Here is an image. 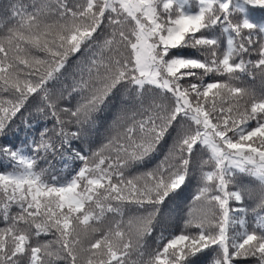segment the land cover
Listing matches in <instances>:
<instances>
[{"label": "snow or ice", "instance_id": "snow-or-ice-1", "mask_svg": "<svg viewBox=\"0 0 264 264\" xmlns=\"http://www.w3.org/2000/svg\"><path fill=\"white\" fill-rule=\"evenodd\" d=\"M6 11L0 264H264V88L240 86L264 84V0ZM57 154L81 162L70 178L54 174ZM193 183L186 213L162 220Z\"/></svg>", "mask_w": 264, "mask_h": 264}, {"label": "trees", "instance_id": "trees-1", "mask_svg": "<svg viewBox=\"0 0 264 264\" xmlns=\"http://www.w3.org/2000/svg\"><path fill=\"white\" fill-rule=\"evenodd\" d=\"M10 0H0V34H3L4 31H6L7 27H12L15 23V20H10L9 16L10 13L6 11V6L9 4ZM25 3H31V0H24ZM192 3V0H189V4ZM243 80V84H241L240 86L242 87H246L249 89H252L254 91H256L257 93H259L261 91L262 88H264V84L261 83V79L259 76H257L255 79H252L248 76H243L242 77ZM61 87L60 84L55 85V90H59ZM37 102H33V105L29 108V112H34L35 111V106H36ZM29 112H25V116H28ZM19 123V121H18ZM43 126V125H42ZM49 127H51V125H47ZM24 133L23 131L20 133V137H23ZM16 143H19V140L15 141ZM102 137L94 144L91 145L92 150H96L97 147H99V144L102 143ZM0 143H5V141L0 140ZM85 148L88 147V145H84ZM49 160L51 162V164L53 165V172L54 174H57L59 176H63V177H68L69 173L74 174L73 170L76 169L78 170V166H81V162L80 161H73L71 155L69 154H65V158L61 159L60 155L57 154V156L55 158L53 157H49ZM39 167L41 168H46L48 167L47 164L45 163H40ZM10 170V169H8ZM39 170V169H37ZM0 171H5V169H0ZM249 179L248 178L245 180V183H248ZM258 183V182H257ZM252 187H255L256 184L253 183L251 185ZM195 183H193L189 188L185 189L179 197H177L175 200L173 201H169L166 205H162L161 206V213L159 214L161 219L164 221H177V217L178 214L179 215H183L184 213H186L187 211V207L188 204L191 200V197L195 191ZM249 208L251 207H255L256 202L255 201H248L247 202ZM181 210H183V212H181ZM131 215V213L129 214ZM128 217L126 216L125 219H127ZM249 222L252 223L253 222V218L251 215H249L248 217ZM179 225L182 227L183 226V221H178ZM0 226H3L2 224H0ZM170 227L172 229L173 232H175L176 229V223H170ZM234 227H238V226H234ZM160 234V230L157 229L153 235L151 237H148L146 240V245H145V251H149L151 249H154L156 247L155 244V238L157 236H159ZM178 234V233H177ZM165 235H168V233H165ZM148 257L147 255H145L144 259L146 260ZM133 260H138L139 257H137L135 254H133L132 256Z\"/></svg>", "mask_w": 264, "mask_h": 264}]
</instances>
